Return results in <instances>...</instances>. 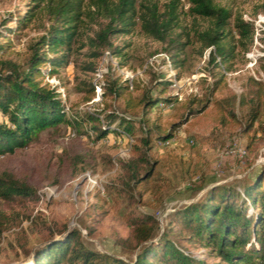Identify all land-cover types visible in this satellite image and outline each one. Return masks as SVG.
<instances>
[{
    "label": "trees",
    "instance_id": "trees-1",
    "mask_svg": "<svg viewBox=\"0 0 264 264\" xmlns=\"http://www.w3.org/2000/svg\"><path fill=\"white\" fill-rule=\"evenodd\" d=\"M10 21L13 26L8 24ZM34 23L41 32L28 40L23 59L17 62L5 57L4 50L11 43L3 32L22 30ZM136 28L162 44L173 67L183 64L189 46L196 45L198 55L205 52L203 69L211 81L203 97H184L177 107L181 108L177 120L163 126L158 117L149 114L154 108L173 106L178 100L164 94L170 83L162 72L147 66L144 73L152 71L151 86L135 78L130 88L111 70L104 76L101 99H122L120 110L108 108L111 105L104 102L101 108L67 111L56 87L43 79L73 63L72 56L82 48L79 53L87 58L81 63L85 72L94 71L103 50L125 66L128 57L123 48L128 44L121 46L113 40L132 34ZM256 33L251 19H244L241 12L219 0H28L23 10L8 12L0 21V156L24 147L39 131L62 123L70 125L74 133L81 129L96 139L129 136L132 142L128 156L109 157L110 164L118 161L120 174L108 183L106 191L112 200L123 201L131 208L141 202L144 192L156 195L163 179L161 161L149 156L155 141L170 138L189 116L204 111L209 103L211 118L220 126L240 124L235 108H245L241 131H251L254 139L264 140V56L256 58L257 74L246 76L239 93L230 90L224 80V72L232 69L238 54L243 56L249 50ZM258 40L264 45V36ZM82 84L78 89L89 101L94 95L93 84L90 78ZM152 87H157L155 93H151ZM136 89L140 92L133 95ZM217 90L222 92L214 97ZM188 166H184V172ZM34 196V187L25 179L6 169L0 171V241L7 228L18 226L26 217L19 210L5 211L1 202ZM95 199L92 208L103 212L102 204L96 203L106 199L98 192ZM165 219L166 225L154 238V216L129 213V233L118 239L121 246L135 250L129 258L88 247L76 227L67 230L62 224L57 227L44 223L48 236L32 250L30 264H264V166L239 185L208 187L195 201L166 213ZM16 241L27 253L26 234L17 236ZM181 241L201 246L211 260L195 256Z\"/></svg>",
    "mask_w": 264,
    "mask_h": 264
},
{
    "label": "rangeland",
    "instance_id": "rangeland-1",
    "mask_svg": "<svg viewBox=\"0 0 264 264\" xmlns=\"http://www.w3.org/2000/svg\"><path fill=\"white\" fill-rule=\"evenodd\" d=\"M219 1L241 12L244 19H251L257 30L249 50L243 56L238 54L233 59L232 69L224 72L226 86L239 93L246 76L257 74L256 58L264 56L262 51L264 45L258 40L264 36V0ZM27 2L28 0H0V21L8 12H14L15 9L23 10ZM8 24L14 25L12 21ZM40 32L41 29L36 27L35 23L15 32L4 31L3 35L8 34L6 37L11 43L10 47L4 50V56L20 62L24 56L26 43ZM0 42H3L2 38ZM113 43L121 46L128 44L123 48L128 57L125 65L127 68L141 69L143 63L153 57L151 61L153 70L162 72L163 78L169 80L170 84L164 94L177 97L178 101L173 106L160 110L154 108L149 114L151 118L158 117L163 126L177 120L181 112V108L177 107L184 97L195 95L202 98L205 94V87L211 78L203 69L205 52L198 55L196 45L187 47L186 54L183 55V64L173 67L167 56L162 57L164 54L162 44L145 37L138 28L132 34L116 37ZM83 50L84 48L79 52ZM79 52L72 56L73 63L61 66L56 74L45 77L43 81L56 87L69 112L101 108L104 102L111 105L108 108L114 106L120 110L122 99L113 101L106 97L102 100L99 95V99L95 101L92 100L95 91L91 100H85V92L78 88L83 87V80L90 78L91 81L92 75L81 69V63L87 58ZM166 62L171 65L169 68ZM151 72H141L138 81L151 86ZM167 72L173 73L174 78L171 76L168 79ZM173 81L176 82L175 86ZM189 87L191 91H188ZM156 91L157 87H152L151 93ZM222 91H215L213 96L218 97ZM139 92L140 90L136 89L132 94L136 95ZM244 112L245 108H235L237 117L242 121L240 124L220 126L211 118L209 103L204 111L189 116L174 131L169 144L160 146L159 141H155L149 156L161 161L160 172L163 179L159 183L156 195L144 192L141 202L131 208L123 201L112 200L106 191L108 183L115 181L120 174L118 161L113 160L110 164L109 157L119 158V150L120 154H123L127 146L122 137L96 139L94 136L83 134L81 129L74 133L70 130L72 127L64 123L56 128L39 131L24 147L0 156V171L5 169L11 171L16 177L29 182L35 189L33 199L1 202V207L5 211L19 210L26 214V217L21 218L18 226H11L3 232L0 241V264H30L32 250L43 244L48 236L43 229L44 223L57 227L62 224L67 230L76 227L80 232V239L88 247L122 258L131 257L135 250L131 251L118 242L119 238H124L129 233L130 212L152 214L157 221L154 236L156 238L167 223L166 213L182 204L195 201L212 185H239L244 179L252 178L258 173L260 166H264V140L254 139L251 131L247 133L241 131ZM237 149L244 152L241 154ZM181 163L184 166L189 165L187 172H184ZM86 172L98 177V187L90 191L84 184L83 175ZM44 186L55 188L51 196L47 197L42 192ZM97 192L106 199L96 203L102 204L101 213L92 208ZM173 227L177 228L175 225ZM21 230L23 232H20ZM25 234L27 253L19 249L16 241L17 236ZM181 244L195 256L211 260L201 246L182 241Z\"/></svg>",
    "mask_w": 264,
    "mask_h": 264
},
{
    "label": "built area",
    "instance_id": "built-area-1",
    "mask_svg": "<svg viewBox=\"0 0 264 264\" xmlns=\"http://www.w3.org/2000/svg\"><path fill=\"white\" fill-rule=\"evenodd\" d=\"M162 57L166 58V55L163 54ZM152 60H153V57L150 58V60H148L147 62L145 61L143 63V65L141 66V69H139V68L138 69H131V68H127L126 66H120L117 63V60L114 56H112L107 50H103L97 59L96 67H95L94 71L91 73V75H92L91 83L93 84L94 91H95V97L92 98V100L97 101L99 99V95L101 93L100 89H101L102 84H103L104 76L108 73L109 70L113 71L122 80H126L129 84L130 88H131L133 79L138 78V76H140L141 72H144V70L147 66L153 67V63L151 62ZM166 66H168V68H169L171 65H169V62L168 63L166 62ZM169 71H171V68L169 69ZM171 76H173V78H174L173 73L167 72L166 77L169 79V77H171ZM175 85H176V82L173 81V86H175ZM179 87H181V86H179ZM188 91H191L190 87H189ZM66 109H67V107H66ZM123 139L125 140L127 147H125V150H124L125 152L123 151V154H120V150L118 151V157L119 158H125L128 156L129 145L132 142V139L129 136H125V138L123 137ZM170 140H171V138H168L165 140H160L158 142V144L160 146H165V145L169 144ZM237 151H239L241 154L244 152L243 150H240V149H237ZM83 179H84L85 187L86 188L88 187V191L92 190L93 188L98 187L97 175L92 174L90 172H86L83 175ZM54 189L55 188H52L50 186H44L42 189V192L47 197H49L53 193Z\"/></svg>",
    "mask_w": 264,
    "mask_h": 264
}]
</instances>
